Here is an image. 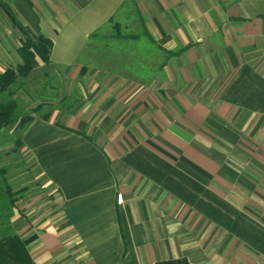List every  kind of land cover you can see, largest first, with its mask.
Here are the masks:
<instances>
[{
    "label": "crops",
    "instance_id": "0c3cea01",
    "mask_svg": "<svg viewBox=\"0 0 264 264\" xmlns=\"http://www.w3.org/2000/svg\"><path fill=\"white\" fill-rule=\"evenodd\" d=\"M125 1L9 2L80 103L24 132L47 191L18 202L0 264H264V0H128L183 51L145 81L87 52Z\"/></svg>",
    "mask_w": 264,
    "mask_h": 264
},
{
    "label": "rangeland",
    "instance_id": "374dc122",
    "mask_svg": "<svg viewBox=\"0 0 264 264\" xmlns=\"http://www.w3.org/2000/svg\"><path fill=\"white\" fill-rule=\"evenodd\" d=\"M0 16L6 21V24L14 31V27L5 13L0 8ZM112 23H108L99 31L93 33L94 37L88 40L89 57H93L95 63L105 70H117L122 75L131 76L138 80H150L157 75H160V66L164 62V54L159 51L142 33L143 29L135 13V8L131 1L113 17ZM118 24L123 35H142L136 41L130 39H113L110 36L117 31L114 25ZM19 37L13 43V36L6 35L3 28L0 26V55L6 62V68L16 67L21 63L17 48L21 33L18 31ZM4 53V54H2ZM98 55L104 57V62L97 61ZM49 69V67H48ZM48 72L46 67L36 69L26 80L27 84L23 89L15 87L16 98L19 102V111L21 114H32L33 108L40 103H49L55 101L52 97L57 94V90L46 86L48 78L45 72ZM56 87L59 86V81L52 82ZM60 88L61 96L67 94V87ZM60 100V99H59ZM59 100L55 103L58 108ZM48 108H44L40 114H47ZM14 134L11 131H6L0 136V167L8 169V176L15 191L24 190V197L21 201L37 194H44L47 191L45 182L40 176V172L35 167L33 159L30 156L22 154V156L12 153L6 154L9 148L13 145ZM45 195V194H44Z\"/></svg>",
    "mask_w": 264,
    "mask_h": 264
},
{
    "label": "trees",
    "instance_id": "16d2710c",
    "mask_svg": "<svg viewBox=\"0 0 264 264\" xmlns=\"http://www.w3.org/2000/svg\"><path fill=\"white\" fill-rule=\"evenodd\" d=\"M10 1L16 0H3L0 1V8L5 13L13 27L21 33L20 46L17 48L18 55L21 59V63L16 67L7 68L6 71L0 73V136L6 131H11L14 134L13 145L9 148L6 154H18L22 156L29 154L24 150V132L28 125H30L35 117L32 114H21L19 111V102L16 98L15 87L20 86L21 89L27 84L26 80L30 75L38 68L46 67L44 74L48 78L46 86L57 90V94L52 97L53 103H40L33 108V113L37 114L44 120H48L52 112L60 110L63 112H74L80 100L76 92L70 95L61 96L60 88H62V77L57 69L50 67L51 64V50L52 42L50 39L42 36L37 31H34L28 25H25L17 16L13 7L10 5ZM128 0L125 1L121 8H124L128 4ZM135 13L143 29V35L153 44L156 48L164 54V62L160 66V73L163 72L164 67L170 59L180 55L183 51H170L156 44L153 37L148 33L145 21L140 13V10L136 3L133 4ZM114 18L111 19V23ZM117 33L110 36L113 39H130L133 38L138 41L142 35H123L121 28L118 24L114 25ZM94 37L95 35H91ZM90 36V37H91ZM42 64V66H41ZM49 67V69H48ZM59 81V86H55L52 82ZM60 99V100H59ZM59 100L58 108L55 107V103ZM44 108H48L47 114H40ZM0 155V160H1ZM35 167L39 170L37 164L34 162ZM24 190L15 191L8 176V169L6 167H0V236L10 234L12 232L11 220L18 202L25 196ZM156 264H192L187 259H177L171 261L158 262Z\"/></svg>",
    "mask_w": 264,
    "mask_h": 264
}]
</instances>
